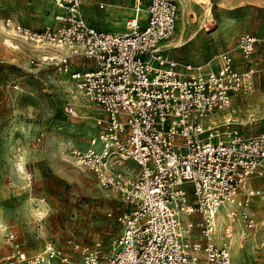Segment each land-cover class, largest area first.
<instances>
[{"label": "built area", "instance_id": "built-area-1", "mask_svg": "<svg viewBox=\"0 0 264 264\" xmlns=\"http://www.w3.org/2000/svg\"><path fill=\"white\" fill-rule=\"evenodd\" d=\"M50 1L55 26L34 29L10 17L3 26L32 46L65 51L45 52L31 66L68 71L72 56L92 62L70 78L102 116L86 148L70 156L128 209L115 216L121 231L108 255L98 241L47 242L31 255L15 245L6 264H232L231 243L241 248L245 240L240 227L255 228L250 205L261 194L253 181L264 180V133L243 135L230 120L216 124L212 116L252 91V69H239L228 51L203 65L165 55L176 28L174 0H131L124 33L90 26L83 0ZM257 42L239 36L241 59ZM128 161L135 167L128 170Z\"/></svg>", "mask_w": 264, "mask_h": 264}, {"label": "rangeland", "instance_id": "rangeland-1", "mask_svg": "<svg viewBox=\"0 0 264 264\" xmlns=\"http://www.w3.org/2000/svg\"><path fill=\"white\" fill-rule=\"evenodd\" d=\"M174 1L175 33L163 53L203 65L228 51L239 69H252V91L233 96L229 108L212 118L216 124L230 120L243 135L264 133V0ZM130 7L131 0H83L82 15L96 29L124 33ZM56 11L50 0H0V264H6L15 245L31 255L47 242L62 247L68 241L89 246L98 241L108 255L121 231L115 216L128 209L70 156L86 148L97 131L94 119L102 116L70 78V71L87 69L92 62L72 56L68 71L31 66L29 61L45 52L65 51L49 44L35 48L3 26L10 17L34 29L52 27ZM242 34L258 39L245 60L236 49ZM134 167L126 163L128 170ZM255 187L261 190L250 205L255 228L246 232L240 227L245 240L241 248L231 243L232 264H264V180ZM223 226L219 220L217 242Z\"/></svg>", "mask_w": 264, "mask_h": 264}, {"label": "bare ground", "instance_id": "bare-ground-1", "mask_svg": "<svg viewBox=\"0 0 264 264\" xmlns=\"http://www.w3.org/2000/svg\"><path fill=\"white\" fill-rule=\"evenodd\" d=\"M10 46H12L13 48H17L16 46H14V45H12L8 40L6 41ZM41 47H43V46H41ZM36 48V47H35ZM55 48V47H54ZM44 49V48H43ZM52 49V48H51ZM57 49H59V48H57ZM39 50H40V48H39ZM47 51H48V49H47ZM53 52V51H52ZM55 52H57V51H55ZM59 52V51H58ZM238 251V250H237Z\"/></svg>", "mask_w": 264, "mask_h": 264}, {"label": "crops", "instance_id": "crops-1", "mask_svg": "<svg viewBox=\"0 0 264 264\" xmlns=\"http://www.w3.org/2000/svg\"><path fill=\"white\" fill-rule=\"evenodd\" d=\"M130 10H131V9H130ZM255 182H257V180H254V181H253V185H254V186H255Z\"/></svg>", "mask_w": 264, "mask_h": 264}]
</instances>
